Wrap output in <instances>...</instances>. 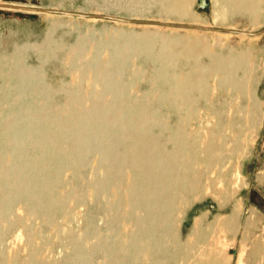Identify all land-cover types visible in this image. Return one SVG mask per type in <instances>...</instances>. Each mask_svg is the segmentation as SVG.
<instances>
[{
	"label": "rangeland",
	"instance_id": "obj_1",
	"mask_svg": "<svg viewBox=\"0 0 264 264\" xmlns=\"http://www.w3.org/2000/svg\"><path fill=\"white\" fill-rule=\"evenodd\" d=\"M198 2L191 0L189 4L192 5L188 4L184 14L179 10H165L160 0H0V116L5 117L0 134L5 136L6 144L13 143V133L7 134L4 129L13 124L16 112L24 116L30 111L38 116L40 113L44 123L70 105L89 110L95 102L109 107L119 103L111 95L100 93L105 79L99 75L96 64L103 62L106 67L115 65L109 72L108 82L111 86L120 83L126 105L131 107L148 101L155 109L156 116L135 126L134 130L129 123L124 128L142 134L152 124L153 132H162L161 139L171 150L170 136L177 125L184 122L188 128L186 135L196 143L192 150L205 157L202 147L204 140L212 135L209 124L214 120L213 103L223 102L224 92L215 98V82L211 77L206 86L188 90L196 99L186 100L185 91L176 96L171 83L158 74L162 65L158 56L159 51H163L162 41L155 43L157 55H151L141 48V35L157 29L166 37L198 36L210 51L214 48L223 52L250 51L254 70L246 72L252 75L249 93L252 100L261 103V122L255 125L245 120L249 111L246 95L232 93L229 96L231 103L225 105V114L228 120L229 115L233 119L229 120L228 139L223 141V169L221 173H212V186L192 197L194 200L191 197L178 200L176 218L181 222L177 229L185 242L196 217L205 215L206 224L228 216L235 202L241 200L242 208L235 225H217L209 238L232 256L230 264H264V0L253 16L229 4L217 9L215 0H206L203 6H198ZM40 8L46 10L40 11ZM194 17H200L199 21ZM197 60L199 58L179 57L172 63L182 71ZM201 60L207 63L209 57L204 55ZM199 94H206V98H199ZM170 98L183 103L182 116L175 112L177 103H172ZM160 121L164 126H160ZM84 130L88 131L86 138L78 143L84 147L83 153L71 165L60 163V160L72 159L67 152L70 141L64 143V150H48L37 135L30 141L31 145L26 146L25 157L41 156V160L25 166L20 183L24 193L11 196L6 203L9 209L4 212L0 226V264H22L30 252L36 255L35 264H79L77 256L80 254L85 256L84 264H114L115 258L122 257L118 249L113 256H108L110 246L116 243L117 232L127 225L131 231L124 232L126 241L138 232L136 215L142 214L144 208L138 207L135 198L133 202L128 199L122 202L117 212L110 208L111 198L125 195L118 178L122 177L125 182L133 180V186L137 187L135 170H129L120 162L114 171L111 170L114 177L104 176L107 169L103 158L105 148L114 144L116 152L124 147L117 143L119 129L103 131L105 136L111 133L106 136L108 141L96 138L92 124L86 125ZM14 141L19 145L22 140ZM6 149L5 145L0 146L2 156ZM7 165L0 160L1 169L10 171ZM209 176H204L205 184ZM6 179L0 176L3 196L11 192L4 183ZM48 183L53 195L63 193L66 196L51 207L44 197V185ZM228 187L232 188L231 195L221 196ZM139 199L145 198L139 196ZM130 213L135 217L133 220L128 219ZM47 214L54 216L49 220ZM243 251L244 262L240 263ZM175 262L178 263L173 261L172 264Z\"/></svg>",
	"mask_w": 264,
	"mask_h": 264
},
{
	"label": "bare ground",
	"instance_id": "obj_2",
	"mask_svg": "<svg viewBox=\"0 0 264 264\" xmlns=\"http://www.w3.org/2000/svg\"><path fill=\"white\" fill-rule=\"evenodd\" d=\"M190 1L191 0H160V3L165 10L174 9L184 13ZM262 1L263 0H215V3L217 9L224 8L229 4L234 6L236 10L253 16L258 11L259 4ZM39 10H46V8H40ZM216 17H218V12ZM226 17H228L227 14ZM199 18L194 17V20L199 21ZM221 19H223V17H221ZM141 37L143 38L141 48H144L145 51L151 55L158 52L155 43L157 41L159 43L162 41L163 51L160 50L158 55L162 61V65L158 74L164 80L171 83L170 85L173 86L172 89L176 96H178L181 91H185L184 96L186 95V100L190 102L193 98L196 99L194 96L190 95L188 90L193 87L201 88L202 86H206L208 79L211 77L215 82V98L216 96H221L224 92V101L213 103L212 113L214 120L213 124H209L211 125L209 130L212 135L204 140V145L202 147L205 157H200L196 150H192L196 148V143L186 135L188 128L184 122H180V125H177V129H175L170 136L169 141L172 142L171 150H168L165 141H162V132H153L152 124H149L142 134H136L124 128L127 123H129V125H132L131 129L134 130L135 126H139L147 122L150 118L155 117V109L149 105L150 103H148V101H143L138 105H136V103L135 106L131 105V107L126 105L128 103H125V95L119 87L120 83L111 86L108 82V78L110 77L109 72L115 69V65L106 67L103 62H99L96 64L97 71L100 73L99 75L101 78L105 79L100 93L103 95H111L113 99H118L119 103L114 104L113 107H109V105L95 102L90 105L91 107L89 110L79 105H70L62 109L56 115H49L50 118L44 123H42L43 119H40L42 117L40 113L38 116L33 111H30L28 115L24 116L16 112L13 114V124H8L6 128L4 126V131L7 134L13 133L11 137L13 143L9 145L6 144L4 142L5 136L0 134V146L4 147L5 145L7 147L3 154L4 157L0 154V160L6 161L8 163V169H10V171H6L0 168V176L7 177L4 183H7L11 191L10 194L6 196L0 193V226L2 224L4 212L9 209L6 203L11 200V196H20L24 193V188L20 183L21 179H23L25 166L38 164L41 160V156H24L26 155L24 151L26 146L31 145L30 141L33 140L35 136L40 135L42 143L46 145V149L48 150H64V143L70 141L71 145L67 152L72 156V159L70 161L63 159L60 160V163H63V165H71L73 161L77 160L81 156V153H83L84 147L82 145L80 146L78 143L86 138L88 133V131L86 132L84 130V127L92 124L93 127H95L94 132L98 140L105 139V141H108L106 137L108 133H106V136L103 134L105 129H111V131L119 129V133L117 132V143L124 144V147L116 152H114V144L112 146L108 145L107 148H105L103 158L107 162V169L104 171V176L114 177V173H111V170L113 168L114 171V169L121 164L120 162L125 163L129 170H135L134 177L137 182V187L133 186V180L130 181L129 179L128 182H125L122 177L118 178L117 182L121 183L125 195L118 198H111L110 208L117 212L122 202L127 199L133 202V198L138 201V207L144 208L142 214L136 215L138 232L135 231V235L133 234L134 236L132 235L129 241L124 240L123 234L130 228H128L127 225H123L120 231L117 228L119 233L117 232L115 237L116 243L110 246L109 249L111 252L109 253L108 251V256H113L115 250L118 249L121 251L122 257L119 259L115 258V260L111 258L114 264H172L173 261H177V264H230L232 256H228L229 254L226 253V250L216 245L209 236L212 233L211 230L217 225H226L229 227L235 225L237 216L242 208L241 200L235 202L233 211L228 216L223 215L224 217L215 218L212 221L206 222V224L204 222L205 215L196 217L191 232L185 242L181 240L180 231L177 229L178 224L181 223L176 218V213L179 211L177 202L184 197L192 198L197 194L200 195L206 188L209 189L213 182L211 179L212 173H219L222 171L223 168H221V164H223V153L225 148L223 141L228 139V131L233 119L230 115L228 118L231 122L227 119L225 114L227 110H225L224 107L226 104L231 103L228 102V100L232 93H243L248 99L247 104L249 111L245 115V120L255 125L261 122L263 117V112L260 107L261 103L258 100H252V94L249 93V89L252 85L250 79L252 75L248 76L246 73L250 70H254L252 67L251 52H235L233 50L223 52L216 48L210 51L207 50V44L198 36L187 37L174 35L166 37L162 36L157 29L148 34H143ZM204 55L209 57L207 63L201 60ZM179 57H196L199 58V60L190 64L188 69L184 68L186 70L181 71L177 70L176 65L172 63L173 60ZM241 71L242 73H240ZM199 95V98H206V94ZM165 97H167V95ZM163 99L161 98V100ZM173 101L171 102L173 103ZM171 102L170 104L173 106L174 104ZM174 102L177 103L176 101ZM184 108L183 103H177V105H175V112L179 113V116H182ZM4 120L5 117L0 116V132ZM160 126H164L161 121ZM55 128H59L60 130L56 131ZM209 130L205 132H209ZM110 134L111 133H109L108 136ZM128 138H131V140ZM18 139L19 141L22 140L19 142V145H17L18 143L15 144L16 142L14 141ZM135 141L138 144H136ZM198 153L200 152L198 151ZM117 162L119 163L117 164ZM200 164L204 166L200 167ZM59 170L61 171V169ZM59 173L58 171V178L60 177ZM206 174H210V176L207 180L208 182L205 184L203 178ZM238 181L239 178H237V182ZM44 186L46 189L44 197L48 198L51 203L50 207L54 206L56 202L65 199L66 196L63 193L52 194V190L50 189L51 184L48 183ZM183 191L186 192L184 196L182 195ZM110 193L112 194V192ZM231 193L232 188L230 189L228 187L222 191L221 196L226 197L231 195ZM33 194L36 193L34 192ZM131 195L133 197H131ZM139 196L145 199H139ZM139 202H143V205H140ZM51 211L53 212V210ZM47 212L48 211L45 213ZM129 215L128 219L132 217L135 218L132 216L133 213ZM52 216L54 215L47 214V219L50 220ZM128 236H130L129 233ZM32 241H34V239ZM36 246L37 245H35V247ZM243 254L244 251L239 257L240 263L244 262ZM83 255L80 254L77 256V262L79 264H84L85 256ZM35 256L36 255L30 252L22 264H35ZM105 263L107 262L105 261Z\"/></svg>",
	"mask_w": 264,
	"mask_h": 264
},
{
	"label": "water",
	"instance_id": "obj_3",
	"mask_svg": "<svg viewBox=\"0 0 264 264\" xmlns=\"http://www.w3.org/2000/svg\"><path fill=\"white\" fill-rule=\"evenodd\" d=\"M206 4V0H199L198 6H203Z\"/></svg>",
	"mask_w": 264,
	"mask_h": 264
}]
</instances>
